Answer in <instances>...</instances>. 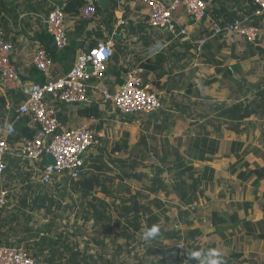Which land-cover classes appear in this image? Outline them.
Here are the masks:
<instances>
[{"label":"crops","instance_id":"obj_1","mask_svg":"<svg viewBox=\"0 0 264 264\" xmlns=\"http://www.w3.org/2000/svg\"><path fill=\"white\" fill-rule=\"evenodd\" d=\"M69 1L70 0H0V28L3 31L4 38L13 44L12 62L15 64L20 77H24L23 79L32 81L28 79V76L30 74V69L33 67L32 56L34 50L38 46H43L45 48L49 46L53 48L52 41L45 32V17L52 10L54 5L66 4V2ZM94 1L97 6V16L90 22L82 21L79 17V13L65 14V25L69 46L76 48L74 59L68 65V70L85 42L89 45L95 44H93V42H95L97 38L94 32H101L103 35L102 39L112 37L114 43V56L113 59L111 58L108 65V75L121 79L130 68L136 65L145 67V82L149 83L151 90L159 95L163 106L159 111L155 112L153 116L150 114H136L132 115V117L127 116L128 118L125 117L127 121L124 123L133 122L135 119L148 122L149 124L152 123L156 129L160 130L154 133L156 138L154 137L153 140L157 141V144L153 146L155 149L159 150L161 147H164V150L160 153L168 149L172 150V147L176 146L182 153L187 148L190 139L198 135V133H205L209 138L214 139L217 142V152L211 157V160L193 161L194 164L195 162L199 163L198 165L201 167L199 169L210 166L214 170L212 179L207 181V183L204 180L202 181L204 183L201 188L203 194L214 191L218 193L219 200H222V198H224V192L221 190L222 184L224 180H233L231 172L235 173L238 181L244 182L247 179L252 180L251 182L254 186V180L256 178L254 174L243 180L238 176L237 172H242L240 170L249 172L256 166H264H260L259 164H255L254 166L250 162L248 163L246 159H241L242 155L249 154L250 148L240 139L242 134H248L251 137L252 133H259L260 128H264V103L263 105H258L260 99L256 96L259 91L264 89V81L261 84H253L254 82L250 79L251 77H248V79H241L238 78L237 74L241 69L246 70L250 61L259 58V55L263 56L264 59V53L259 54L256 53L255 50L256 46L264 49V21L262 23L260 38L253 48L255 54L252 55V50L249 49V44L246 41L232 36L211 37L207 28L208 19L210 18L220 19L225 22L241 14L249 13V0H206L208 3V13L199 23L190 22L184 12L179 10L175 14V17L183 24L187 25L190 30V36L177 38H174L164 30L154 29L147 25L148 8L142 0ZM107 11L112 13L111 16L109 15L110 17L107 16ZM202 35L205 36L207 40L202 52L197 55L193 51L192 41L197 36ZM68 70H65L64 65L60 62L53 60L54 76L63 75ZM237 83H239V85H245L240 88L238 94L233 87ZM253 85L255 86L253 87ZM252 88H256L254 93L252 92ZM184 93L186 97L183 96ZM19 98L20 96L15 92L6 91L0 86V115L6 107L17 104L20 101ZM238 101L244 103V108L239 111L238 114H242L245 110L251 111L247 117L241 120L235 119L236 113L235 116H231L229 115L230 112L225 114V111H223L225 107H229ZM252 104H254V106ZM248 105L250 107H246ZM69 107H73L74 110L68 109ZM76 107L77 106L67 105L66 109L61 110L60 108V112L62 111L63 117L66 118L63 122L59 118L64 125H67L69 121V119L67 120V117L70 116L67 115V113L69 114V112H67L69 110L75 112V115L79 118V123L76 125L89 120L80 117L77 114ZM108 108L110 107L105 108V106H102L101 109L103 114L101 118H96V120L92 122V127L99 134L100 145L95 146L91 152L87 154L85 160L88 159L89 155H94L98 152H94L96 147L101 149L100 147L104 136L101 132L102 128H100L101 125L99 123L104 119L103 117L107 113ZM113 112L115 111L113 110ZM26 132L27 130H25L23 134ZM175 132H179L180 135H182L181 132H185V139L179 143L175 140L174 144V142L170 140V135ZM143 133H145L144 137L141 140L140 136L139 141L146 143V133L152 134V132L143 131ZM126 136H128L127 133ZM233 142H239L241 145H236V143L233 144ZM238 147L241 148L239 151L236 150ZM232 148L236 149L233 150ZM242 148L247 149L248 152L239 157L235 155V159L233 154L237 152L241 153L244 150H242ZM224 149H226V151ZM156 155L158 154H155V157ZM161 157L162 154L156 159V167L157 165L165 166L164 172H169L172 167V163L169 161L173 159L169 157V159H167V165V162L161 164ZM231 158H234V160L230 162L229 173H227L222 168L225 165L223 161H230ZM238 162L241 163L236 164ZM240 165H242V168L245 166V168H240L239 171L237 170V172H234L233 169H236V167ZM101 175L102 174H100V176ZM145 175L148 176L150 181L153 172H148L147 174L144 172L141 177H145ZM114 177V179H108V181L111 183L115 180V183L127 185L125 184L127 180L132 179H121L118 174H114ZM103 179H105V177L101 176L100 182H102ZM162 179L165 181L163 176ZM133 180L138 181L139 178H133ZM258 180L260 184V181L264 180V178H259ZM259 184L254 186L255 193H257ZM33 186L34 183L25 186L22 185L21 188L12 192L13 204L6 208L16 207L23 212L28 208L27 203L30 197H33L34 200L35 197L47 193V191L35 192L33 190L35 187ZM38 186L40 187V185ZM63 187H65V190L67 189L66 185H57L59 192L62 194L64 193ZM143 187L144 186H141L138 190H143V192L146 193L147 191L142 189ZM104 189L107 188L104 187ZM95 190L96 187L88 192V194H83V196H87L88 199V210L93 209L91 201L94 197L102 199L106 205L109 203L106 199L109 195L102 194L101 191ZM108 191L111 192V189ZM129 192L131 191L127 190L126 187V194ZM161 192L162 191H159L157 194L150 193V198L162 200L159 195ZM161 194L166 196L165 193ZM167 196L176 198L173 193ZM261 197L255 196L254 203L260 200ZM24 201L25 205L22 204ZM249 202H252L253 205L250 208L255 207L253 209L254 211L255 209L260 211L254 212L256 217L254 216L255 218L252 217L253 219L251 218L250 220L255 221L260 219L262 217L261 209L256 203L254 204L253 201ZM232 203L233 201L230 202V205H232ZM88 210L86 211L87 218L84 217L83 221L80 222V227L87 226L90 231L100 226L102 231H99V233L103 235L104 231L114 228L113 222L115 221L117 223L116 228L124 224L128 229L130 228V230L127 228H121L119 231L116 230L115 233H112L113 237H111L112 239L110 241L109 236H94L92 233L88 234V230L83 231L79 226L76 227L72 225L70 226V230L73 228L71 230V234L73 235L66 240L73 246V249L72 252H67L62 247L64 241L60 242L63 238L58 239L60 234H62L63 237L65 236L63 234L64 232H60L58 235H52L51 230L54 227L48 224V222L35 228V233L33 234L35 238L34 245L29 243L31 239L23 235L17 237L13 241L1 240V238L6 237V234L3 237L1 236V231L0 244L22 247L29 252L33 258L39 261H45L48 264H200L196 259H191V261L188 262L191 258L190 252L199 248L194 244V239L200 234L199 228L191 227V222H177V224L189 226V228H185L188 229L187 234L180 231L181 228H175L173 230L172 228H168V224L166 223L159 224V221L155 222L153 225L158 226V232L149 239L143 238L144 242L147 243L144 246L142 242L140 243L139 241L142 238L141 235L143 236L146 230L153 227H147L146 221L138 222L137 228L133 227V222H117L116 220L124 219L118 216L121 206L119 208L115 206V210L112 211L115 214L113 219L110 218L108 209L106 210L109 212V218L102 217V219L90 215ZM249 211L250 209L245 213L250 214ZM0 212H2V210ZM15 219V213L10 215L8 223L6 222L4 224L3 222L6 220L2 219L0 230L6 233V229L11 227L9 225ZM23 230L26 231L27 234L31 228L29 229L28 226H25ZM240 234H242L243 237L239 236L238 240L241 241L243 245H241L238 250H235L234 253H230V258H235L234 264H250L251 261L248 260H255V264H264V238L253 237L254 239L250 240L249 237H252V234H248L245 231H241ZM46 236L47 238H45ZM48 238H50L52 242H48ZM113 242H115V247L118 252L116 254H111L107 251L108 249L106 246H109ZM24 243H26L25 247L23 245ZM131 243L135 245L134 248H130L129 252L126 250L124 251V249H127L125 246L131 245ZM70 259H73L74 263H72ZM222 264H224L223 261ZM228 264H231L230 260Z\"/></svg>","mask_w":264,"mask_h":264},{"label":"built area","instance_id":"obj_2","mask_svg":"<svg viewBox=\"0 0 264 264\" xmlns=\"http://www.w3.org/2000/svg\"><path fill=\"white\" fill-rule=\"evenodd\" d=\"M148 8L146 23L164 30L174 38L190 36V30L175 14L182 10L192 23L201 22L208 13L206 0H142ZM65 4L54 5L44 19V28L53 47L63 50L69 45L65 25ZM253 11L229 21L208 19L211 37L225 36L257 43L264 21V0H249ZM97 16L94 0H86L79 8V17L92 21ZM205 36H197L193 51L200 54ZM13 44L4 38L0 28V86L6 91L24 96L0 115V209L13 204L12 192L21 186L40 185L50 188L72 185L87 170L85 158L100 145L99 134L92 127L96 118L79 125H64L60 105H109L124 116L148 115L159 111L162 101L145 82V67L136 65L127 70L121 81L108 75V65L114 54L112 37L99 39L94 45L85 42L70 69L53 75V60L48 50L38 46L33 53V66L41 72L43 81H28L20 77L12 62ZM25 123V134L17 136L16 125ZM51 155L53 161H48ZM0 264H48L33 258L22 247L0 244Z\"/></svg>","mask_w":264,"mask_h":264},{"label":"rangeland","instance_id":"obj_3","mask_svg":"<svg viewBox=\"0 0 264 264\" xmlns=\"http://www.w3.org/2000/svg\"><path fill=\"white\" fill-rule=\"evenodd\" d=\"M262 54V53H259ZM248 64V63H247ZM246 64V65H247ZM247 69H241L239 73L237 74L238 78H247L248 77L254 82L253 84H261L264 81V59L263 56L259 55V58H256L254 61H250V63L246 67ZM249 82V81H248ZM240 83V82H239ZM239 83L235 84L233 86L236 89V93L240 91V88L244 87L245 85H239ZM255 85H253L254 87ZM186 87V86H185ZM256 91V88H252V92L254 93ZM22 96V95H21ZM184 97L185 93L183 94ZM24 97V96H22ZM210 99V97H209ZM65 105V104H63ZM106 107H110L107 109V113L104 115V119L99 123L101 125L100 128H102V133L104 136L101 149L99 147L94 150V152H97L95 155L100 156L102 160L106 163V165L110 168L108 171L104 172L101 176L105 177V179L102 180V182L96 186V190H100L101 186L104 185L108 190L111 189V192H109V197L106 199L109 203H107L105 209H108L110 212V218H114L115 214L112 212L115 210V206L119 208L121 204H123L121 200H123L126 196H131L132 193L138 192V189L141 188V186H148L149 184V178L147 175L145 177H140V179L137 180H127L125 184L127 185H121L120 183H115V180L113 182H109V176H114V174H120V171L123 169L129 170L131 174H142L146 172H153L155 170L157 162L156 159L160 157V155L163 153H160L164 150V147H161L159 150L155 149L153 146L157 144V141H153L154 133L160 131L155 128L154 125L149 124L148 122H144L138 119H135L133 122H127V116H122L117 111L113 112V109L111 106L106 105ZM66 109V106L65 108ZM68 109L74 110L73 107H69ZM67 111V115H70L67 117V125H76L79 123V118L75 115V112L73 111ZM127 117V118H125ZM132 117V116H131ZM139 117V116H137ZM130 118V117H129ZM148 128V129H147ZM147 129V130H145ZM143 131L149 132L151 131L152 134L146 133V143H142L139 141V137L144 135ZM126 133L128 136H126ZM182 135H180L179 132L172 133L170 135V140L174 142H181L185 139V132H181ZM239 138V134H238ZM243 140L245 144H247L250 148L249 154L242 155L241 159H246L247 162L253 164H259L260 166H264V128H260L259 133H252V136L250 137L248 134H242L241 139ZM126 141V145L124 146V142ZM122 146L121 151L113 152V149L115 146ZM244 148H242L243 150ZM226 151V149H224ZM155 154L156 155L155 157ZM170 157V156H169ZM168 157V158H169ZM233 157L236 159L235 154H233ZM234 158H231L230 161H223L224 166L222 167L225 172L229 173V166L230 162L234 160ZM173 159V157H171ZM116 160H123L122 162L124 165H122V168L120 166H116L114 162ZM119 162V161H118ZM122 163V164H123ZM241 162H238L236 164H240ZM243 163V162H242ZM194 164V163H193ZM198 162H195V166L198 168ZM168 165V163H167ZM158 166V165H157ZM237 170L239 171L240 168H242V165H240ZM245 166L242 168L244 169ZM231 169V167H230ZM143 172V173H141ZM175 170L171 169L169 172H163L159 175L160 178L162 176L165 178V184L170 188V185L174 184V174ZM231 172V170H230ZM233 180L228 181L224 180L222 184V192H224V198L222 200H219L218 193L211 191L208 194H200L198 200L194 202L192 205L184 206L183 203L179 201V199L170 197V196H164L161 193H164L162 191L159 195L161 196L160 202L163 204L162 208H156L154 203L152 202L154 199L152 198H145L141 199V202H144L145 204H149L150 208L153 210V212H157L159 215V224H168V228H172L173 230L175 228H181L180 231H183L184 234H187L186 227L189 228L188 225L184 224H177L178 221L181 222H191V227H197L199 230L198 236L194 239V244L198 246L199 248L197 250H193L190 252L191 258L188 260L191 261V259H196L200 263V258L196 257L194 253L201 252L202 254H206L208 250H215L222 255L220 256V260L224 262V264H228V261H231V264H234L235 258H230V253H234L235 250H238L241 245V241L238 240L239 236H242L241 233V226H238L235 228L233 227H226L223 230V235L220 234V231L216 230L215 226L212 223V216L214 212H218L219 214H232L233 212H237L239 219L241 218H249L252 217L255 218L254 212H260L259 210L254 208H249L250 214H246L244 209L238 208L237 206L230 205V202H249L253 201L254 203V197H263L264 193V180L260 181L259 186L257 187V193L254 191V186L252 185V180L247 179L244 182L238 181L236 178L235 173H232ZM227 175V174H226ZM115 178V177H114ZM113 178V179H114ZM236 178V179H235ZM138 179V178H137ZM117 180V179H116ZM149 181V182H148ZM114 183V184H112ZM58 185V184H57ZM56 186H52L50 188L45 187H39L38 185H34L35 187L33 190L35 192H45L46 200L44 203V206L41 208L40 206L36 205L33 201V197L29 198V201L27 203L28 208H26L25 211H21L19 208L12 207V208H3L1 209L2 212H0V224L2 223V219H5L6 221L3 222L4 224L9 222L10 215L12 213L16 214V219L10 223V228H7V232L1 231V236L3 237L6 234V237L1 238V240H9L13 241L19 236H25L28 239H31L29 241L30 244L35 243V238L33 237V234L35 233V228L40 227L42 224L52 222V226L54 227L52 231V235H58L60 232H64L66 238H70L71 235V229L70 226H79L80 222L83 221L84 217L87 218L86 211L87 208V196H83L81 190H73L72 185H68L67 189L64 190V193L59 192V188ZM125 186V187H124ZM126 187L127 190L131 191L126 194ZM203 187V185H202ZM201 187V188H202ZM144 189V188H143ZM224 190V191H223ZM174 194V193H173ZM263 194V195H262ZM260 198V200L262 199ZM52 198V202H50V199ZM139 200V199H137ZM256 205L257 202L255 201ZM254 203V204H255ZM182 210H186L182 214V216H179V207ZM253 206V205H252ZM258 206V205H257ZM156 208V209H155ZM164 209V210H163ZM0 210V211H1ZM9 210V211H8ZM93 210V209H92ZM92 210H88L90 215L94 216V212ZM159 211V212H158ZM164 211V212H161ZM248 211V210H247ZM109 212L105 214L106 217L109 218ZM117 214V213H116ZM251 215V216H250ZM226 216V215H225ZM255 216V217H254ZM91 217V216H90ZM145 217L143 216L142 219ZM252 218V219H253ZM140 220L138 222H142L144 220ZM107 220V219H106ZM120 222H132V216L130 215L126 219L119 220ZM157 221V222H158ZM116 222H113V227L111 230H106L103 232V235L99 233L101 230L100 226H97L98 228H93L89 231V227L84 226L80 227L81 230L86 231L88 230V234L99 236V237H106L109 236L110 241L111 237H113L112 233H115L116 230H121V228H127L126 225L122 224L120 227L116 228ZM189 224V225H190ZM25 226H28V228L31 230L27 232L23 230ZM221 227V225H220ZM128 229V228H127ZM130 230V228L128 229ZM127 230V231H128ZM179 230V229H177ZM236 233V234H235ZM235 234V235H234ZM258 234V233H257ZM141 239L139 240L140 243L145 246L147 243L144 242L143 238L144 236L141 235ZM253 237H256V235L250 236V240L254 239ZM38 240V239H37ZM139 243V242H138ZM24 243V247H25ZM134 244L131 243V245L125 246L127 249H124V251H128L134 248ZM107 247V251L111 254H116L117 249L115 247V242L110 244ZM29 253V252H28ZM251 261L250 264H255V260H248ZM233 262V263H232ZM238 262V261H237Z\"/></svg>","mask_w":264,"mask_h":264},{"label":"trees","instance_id":"obj_4","mask_svg":"<svg viewBox=\"0 0 264 264\" xmlns=\"http://www.w3.org/2000/svg\"><path fill=\"white\" fill-rule=\"evenodd\" d=\"M85 0H70L69 2H66V4L63 7L64 13H79V8L84 4ZM97 8V6H96ZM253 6L250 7V11H253ZM111 12L107 11V16H111ZM110 15V16H109ZM85 21V20H82ZM88 22V21H85ZM95 37L97 39H102L103 35L101 32H94ZM97 39L94 43H96ZM258 42V41H257ZM249 49H251V55L256 53H264V49H262L259 46L255 47V50H253L254 46L256 45L253 43H249ZM47 47V46H46ZM52 58V60H56L60 62L62 65H64L65 70H68V65L71 63V61L74 59L75 56V47H66L63 50L57 51L54 47L50 48L49 46L46 48ZM114 56V55H113ZM112 56V59H113ZM115 59V57H114ZM229 71V70H228ZM230 72V71H229ZM28 79L34 80V81H43V76L41 72H39L34 66L29 71ZM24 78V77H22ZM117 81H121L120 78H116ZM20 96L19 99H22L23 97ZM257 97H259V103L258 105H263L264 103V89L259 91L256 94ZM263 101V102H261ZM254 106V104H252ZM67 106L66 104L60 105L61 110ZM102 106L100 104L90 103V104H82L77 105V114L80 117L84 118H101L102 116ZM246 107H250L249 105ZM252 107V106H251ZM244 108V103L241 101H238L234 104H232L229 107H225L223 111L227 114V112H230L229 115L235 116V113L237 114L235 119L241 120L245 117H247L251 111L245 110L242 112V114H238L239 111H241ZM59 118L63 121H65L66 118L63 117L62 111L60 112ZM234 114V115H233ZM23 123H19L16 125V133L17 136H20L23 134L26 130ZM144 135L141 136V140L143 139ZM179 143V142H178ZM238 145L241 143L239 142H233V144ZM126 145V141L124 142V146ZM180 145V144H178ZM235 150L234 148H232ZM241 148L238 147L236 150L239 151ZM122 146H115L113 149V152L121 151ZM217 152V142L214 139H211L207 136L205 133H198L195 137H192L190 141L188 142L187 148L181 153L179 149L176 147H172V150H167L162 153L161 157V164L168 163L169 159L168 157H173V160L169 161L172 163L171 169H174L175 176H174V184L170 185V188L164 183L165 181L159 177L161 173L164 172L165 166H157V168L153 171V176L150 177V185L146 186L144 189L147 191L146 193L143 192V190H138L136 193H132L131 196H126L121 204V210L118 213L119 218H127L130 215L132 216V224L133 227L137 228V223L142 219L144 216L145 218L142 219L146 221L147 227L154 226L155 222L159 220V215L157 212H153V210L150 208L149 204H145L144 202H141V199H145L147 197L150 198V193L157 194L159 191H164L166 195L170 193H174L175 196L179 199L181 203H183L184 206L192 205L194 202H196L200 196V194L203 195V191L201 189L202 185L204 183L203 180L207 183L210 179H212V174L214 173V170L210 166H205L203 169H199L193 164L194 160L197 161H209L211 160V157ZM248 152L247 149H244L241 153L237 152L235 155L236 157H239L242 154H246ZM119 161V162H118ZM116 160L115 165L120 166L122 168V165L124 163L123 160ZM123 163V164H122ZM87 167V170L81 174V177L72 183L73 190H81L82 194L86 195L88 192L93 190L97 185H99L100 182V174H103L104 172L108 171L110 168L106 165L104 160L101 159L100 156L97 155H89L88 159H86L85 164ZM234 172H237V168L233 169ZM242 172H237L238 176L245 180L248 176L254 174L256 176L254 180V186H257L259 184V178H264V167H255L251 169L249 172H245L244 170H240ZM142 174L136 175L131 174L129 170L123 169L120 171L119 177L121 179L123 178H139ZM114 176H109V179H113ZM104 185L101 186L100 190L102 194L110 195L108 189H104ZM65 187H63L64 189ZM142 188V189H143ZM65 190V189H64ZM63 190V191H64ZM46 195H40L34 198V203L38 206H44ZM50 202H52V198H49ZM139 199V200H137ZM154 199L152 202L155 204L154 206L156 208L161 209L162 203L160 202V199L158 198H152ZM25 205V201L22 203ZM91 205L94 211L95 218L102 219V217H105V214L107 213V210L105 209L106 204H104V201L100 198H92ZM233 205L237 206L238 208H243L245 212L252 207V202H233ZM258 207L262 211V217L258 220L252 221L247 218H241L239 219L237 212H233L232 214H219L218 212H214L212 216V223L215 226L216 230L220 231V234L223 235V230L226 227H233L234 230L236 227L241 226V231H245L248 234L256 235L258 238H264V195L261 200L257 201ZM179 207V216H182L186 210H182ZM164 210V209H163ZM159 212V211H158ZM164 212V211H161ZM226 215V216H225ZM119 222V220H116ZM135 223V224H134ZM48 224L52 225V222H49ZM221 225V227H220ZM49 230V229H47ZM46 230V231H47ZM196 231V230H195ZM258 233V234H257ZM47 238V236L45 237ZM63 238L61 241L63 242V249L67 252H72L73 246L70 245L67 242V238L62 236V234L59 235V238ZM65 238V239H64ZM48 242H52L50 238H48ZM72 263H74L73 259H70Z\"/></svg>","mask_w":264,"mask_h":264},{"label":"clouds","instance_id":"obj_5","mask_svg":"<svg viewBox=\"0 0 264 264\" xmlns=\"http://www.w3.org/2000/svg\"><path fill=\"white\" fill-rule=\"evenodd\" d=\"M158 232V226H153L151 229L146 230L143 233L145 239H149L153 237ZM194 255L200 258V264H222L220 260L221 253L215 250H208L206 254H202L201 252H196Z\"/></svg>","mask_w":264,"mask_h":264},{"label":"water","instance_id":"obj_6","mask_svg":"<svg viewBox=\"0 0 264 264\" xmlns=\"http://www.w3.org/2000/svg\"><path fill=\"white\" fill-rule=\"evenodd\" d=\"M52 44H53V42H52ZM72 105H73V106H77L78 104H76V103H72ZM150 115H151V116L155 115V112L151 113ZM48 161H50V162L53 161V158H52L51 155L48 156Z\"/></svg>","mask_w":264,"mask_h":264}]
</instances>
